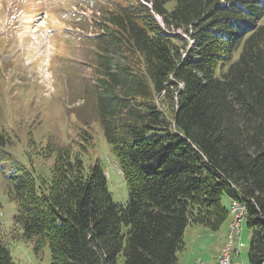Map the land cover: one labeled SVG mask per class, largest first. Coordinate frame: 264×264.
Instances as JSON below:
<instances>
[{"label": "trees", "instance_id": "1", "mask_svg": "<svg viewBox=\"0 0 264 264\" xmlns=\"http://www.w3.org/2000/svg\"><path fill=\"white\" fill-rule=\"evenodd\" d=\"M111 5L84 39L128 200L113 202L98 163L84 171L95 143L82 130L79 148L39 147L46 177L10 176V237L47 244L50 264H177L188 226L217 232L229 218L226 196L246 208L250 264H264V0ZM6 238L0 264H14Z\"/></svg>", "mask_w": 264, "mask_h": 264}, {"label": "rangeland", "instance_id": "2", "mask_svg": "<svg viewBox=\"0 0 264 264\" xmlns=\"http://www.w3.org/2000/svg\"><path fill=\"white\" fill-rule=\"evenodd\" d=\"M113 1L0 0V135L4 137L0 141V230L7 235L4 244L14 264L51 262L47 244L36 252L33 241L10 237L17 205L8 197L10 176L17 167L34 169L43 177L50 173L53 158L37 154L46 142L79 148L77 134L90 132L95 147L82 153L84 171L98 163L113 202L125 205L128 200L124 177L98 121L91 88L93 51L84 39L93 35L94 23ZM223 200L228 204V197ZM237 238L234 250L239 248L238 241L243 246L231 260L250 264V231L245 223ZM190 239L189 230L185 243ZM220 240L222 253L227 238ZM204 260L214 261L212 257Z\"/></svg>", "mask_w": 264, "mask_h": 264}, {"label": "crops", "instance_id": "3", "mask_svg": "<svg viewBox=\"0 0 264 264\" xmlns=\"http://www.w3.org/2000/svg\"><path fill=\"white\" fill-rule=\"evenodd\" d=\"M229 199L228 204H226L227 200H225V204L229 207ZM230 218H228L220 227L217 232H210L209 230L202 228L201 226H193L190 229L189 226L186 228L184 233L187 237V234L190 230L191 239L188 243H185V247L183 251L178 254V262L177 264H193L194 261L203 260V257L206 259L211 258L214 259L219 252L220 248L223 244H221L220 237L226 238L228 233ZM217 233V234H216ZM216 234V235H215ZM185 242V241H184ZM221 251V250H220ZM220 254V253H219ZM207 261L209 263H207ZM213 260H204V264H213Z\"/></svg>", "mask_w": 264, "mask_h": 264}, {"label": "bare ground", "instance_id": "4", "mask_svg": "<svg viewBox=\"0 0 264 264\" xmlns=\"http://www.w3.org/2000/svg\"><path fill=\"white\" fill-rule=\"evenodd\" d=\"M230 203H236L238 208L241 210L242 214L245 216L246 215V208L245 206L238 200L232 199ZM229 214H230V230L228 229V237H227V243L225 245L224 251L219 254L217 257L216 263L215 264H222V255H227L228 254V263L229 264H237L231 260L232 254L234 257L239 256V249L234 250V244L237 241L236 238L240 237V235H232V230L233 229H241V220H235V209L233 206L230 204L229 207ZM238 239V238H237ZM241 239V238H240ZM239 248L242 246L241 243H239ZM201 261H197L196 264H203L200 263Z\"/></svg>", "mask_w": 264, "mask_h": 264}, {"label": "built area", "instance_id": "5", "mask_svg": "<svg viewBox=\"0 0 264 264\" xmlns=\"http://www.w3.org/2000/svg\"><path fill=\"white\" fill-rule=\"evenodd\" d=\"M230 204L235 209V220H241V229H242V225L244 223L245 216L242 214L241 210L238 208L236 203H230ZM241 229H233L232 235H241ZM242 246H243V244H242ZM221 258H222V264H229L228 263V254L222 255ZM200 263H203V262L201 261Z\"/></svg>", "mask_w": 264, "mask_h": 264}]
</instances>
